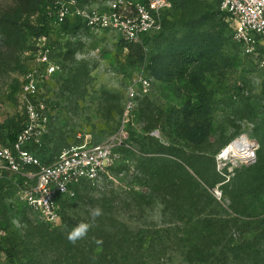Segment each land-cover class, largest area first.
Returning <instances> with one entry per match:
<instances>
[{
	"label": "rangeland",
	"instance_id": "374dc122",
	"mask_svg": "<svg viewBox=\"0 0 264 264\" xmlns=\"http://www.w3.org/2000/svg\"><path fill=\"white\" fill-rule=\"evenodd\" d=\"M52 1L0 0V16L13 17L17 28L13 45L0 59V145H6L8 129L24 121L19 89L22 72L29 62L26 45L33 40L30 34L36 9L46 10ZM191 2L197 4L192 7L191 18L202 19L199 23L181 27L175 22L181 15L176 7L167 17L170 23L164 24L159 33L145 38L137 48L124 45L104 32L61 34L53 30L50 33L57 45L67 41L70 46L63 61L68 71L62 80H54L52 88L45 92L46 112L57 117L43 139L44 147L54 157L61 149L85 139L90 142L111 139L119 156L104 186L95 189L81 186L74 196L61 200L60 219L54 224L41 222L19 201L17 185L22 184L24 178L20 173L6 170L0 161V178L6 182L4 187L15 184L9 195L11 190L4 188L0 194V229L3 232L0 260L8 259L5 246L20 244L19 248H26L28 255L41 256L50 264L57 255L50 243V232L59 231L65 220L69 227L77 218L86 220L97 207L111 206L115 215L128 221L134 230L162 226V208L156 201L147 204L136 197L151 192L148 176L140 164L147 156L177 160L200 182L189 165L202 171L207 181L212 180L209 176L212 172L221 175L223 180L207 189L219 205L211 202L204 208H214L220 215L232 212L229 200L223 197L225 184L230 190L234 184L230 179L236 170L255 161L257 135L264 131V49H259L252 57L242 54L240 47L231 40L228 16L218 10L219 0ZM213 24L222 39L215 49L198 39L193 43L192 57L166 56L174 65L168 79L153 76L154 57L165 55L168 47H176L178 41L184 46L190 45L193 38L203 36ZM137 49H140L138 54L135 53ZM139 76L150 78L152 84L148 91L137 84ZM130 88L133 89L131 98ZM130 100L132 108L124 116ZM77 133L81 134V139L76 137ZM241 136L247 138L251 147L247 159L218 158L225 146ZM160 146L169 147L171 151H157ZM137 201L141 202L140 207ZM238 205L245 206L251 214L252 217L244 220L250 221L249 226L264 228L261 198L246 197ZM242 223L239 221L237 227ZM231 232L233 237L238 236L236 226ZM255 234L256 230H250L243 238L251 239ZM211 255L219 262L214 251ZM164 264H180V257L167 256Z\"/></svg>",
	"mask_w": 264,
	"mask_h": 264
},
{
	"label": "trees",
	"instance_id": "16d2710c",
	"mask_svg": "<svg viewBox=\"0 0 264 264\" xmlns=\"http://www.w3.org/2000/svg\"><path fill=\"white\" fill-rule=\"evenodd\" d=\"M80 1L84 2V0ZM170 1L172 9L163 13L161 29L156 33L145 35L142 42L145 38L159 33L164 24L170 23L167 17L176 7L181 11V15L175 22L181 27H191L202 20L191 18L194 13L192 7L197 6V4L193 5L191 0ZM194 1L197 2V0ZM44 12L43 8L36 9L31 38L53 32L54 29L45 19ZM62 30L63 34L67 33L66 28L63 27ZM57 33L60 32L57 30ZM16 37V20L9 15H1L0 59L13 45ZM198 39L203 45L211 46L213 49L222 42L219 30H216L214 24L203 36L193 38L190 45L184 46L178 41L176 47H168L165 55H157L152 59L153 76L161 80L168 79L174 65L168 62L166 56L176 54L178 57H192L193 43ZM122 43L127 46L133 45V48L141 45L123 41ZM69 46L70 43L67 41L60 46L59 56L62 63L69 54L67 49ZM26 48L27 51L32 50L33 42L28 41ZM135 53H140V49H137ZM66 69L68 71V68ZM61 77L58 76L56 79L62 80ZM21 127L22 124L12 125L8 129L7 145L12 144ZM48 134L42 137L40 143L27 146V149L42 163H50L53 159L49 149L44 147L43 139ZM257 138L258 149L255 161L236 170L237 172L230 179L234 183L231 184L230 190H227L228 184H225L223 197L229 200L232 212L220 215L214 208L210 210L204 208L211 202H214L216 206L219 205L207 189L222 181L221 175L212 172L209 174L212 180L207 181L202 171L193 169V166L189 165L191 171L201 180L200 182L193 178L177 160L147 156L140 161V164L148 176L151 192L147 196L136 197L147 204H154L156 201L157 206L162 208L163 225L158 228L150 226L134 230L129 226L128 221L115 215L111 206L104 207L103 214L94 221L91 216L86 220L77 218L69 227L65 220L59 231L54 229L50 232V243L55 247L57 254L53 256L54 259L50 261V264H164L167 256L171 255L179 256L180 264H264V228L249 226L250 221L244 220L246 217H252L251 214L247 213L245 206L238 205V202H243L246 197H258L264 203V131H261ZM160 150L171 151V148L160 146L157 151ZM152 180L153 184H150ZM5 183L0 178V194L4 188L11 190L7 193L9 195L14 190L15 184H7L4 187ZM139 201L136 202L138 207L141 205ZM239 221L244 223L237 227ZM80 222H89L92 227L86 238L72 244L67 239L66 233ZM235 226L238 229L237 237H233L231 232ZM250 230H256V234L251 239H244L243 234ZM9 246L10 244L5 246V253L10 264H16L15 261L17 264L48 263L41 256L28 255L26 248H19L20 244H13L10 248ZM212 251L216 253L219 262L211 255ZM23 259L26 260L23 262Z\"/></svg>",
	"mask_w": 264,
	"mask_h": 264
},
{
	"label": "built area",
	"instance_id": "2783aa9c",
	"mask_svg": "<svg viewBox=\"0 0 264 264\" xmlns=\"http://www.w3.org/2000/svg\"><path fill=\"white\" fill-rule=\"evenodd\" d=\"M172 9L170 0H107L94 3L80 0H53L45 10L49 25L63 34L62 28L75 32L111 35L118 42L141 44L145 35L158 32L162 15ZM218 10L228 16L231 40L245 56H255L264 49V0H219ZM29 62L20 78L19 102L24 121L12 144L0 145V161L9 172L23 176L16 197L41 222L54 224L60 219L59 204L74 196L81 186L101 188L110 179L109 171L118 159L111 139L82 142L61 149L50 163H42L27 146L41 142L56 122L57 115L46 112V91L63 76L60 46L50 34L34 37ZM143 91L151 87L148 77L139 76ZM133 95L130 88L129 96ZM51 106L54 105L50 104ZM132 108L130 100L124 110ZM76 137L81 139V134ZM0 229V235L2 234ZM0 264H10L0 260Z\"/></svg>",
	"mask_w": 264,
	"mask_h": 264
},
{
	"label": "bare ground",
	"instance_id": "6f19581e",
	"mask_svg": "<svg viewBox=\"0 0 264 264\" xmlns=\"http://www.w3.org/2000/svg\"><path fill=\"white\" fill-rule=\"evenodd\" d=\"M251 152L250 144L245 137H239L231 141L225 148H223L218 154V158H236L239 160L247 159V156Z\"/></svg>",
	"mask_w": 264,
	"mask_h": 264
},
{
	"label": "clouds",
	"instance_id": "9594fccd",
	"mask_svg": "<svg viewBox=\"0 0 264 264\" xmlns=\"http://www.w3.org/2000/svg\"><path fill=\"white\" fill-rule=\"evenodd\" d=\"M102 214V209L99 207L92 209L90 213L93 221ZM91 227L92 224L89 222H80L67 233V239L72 244H75L79 240L86 238Z\"/></svg>",
	"mask_w": 264,
	"mask_h": 264
}]
</instances>
